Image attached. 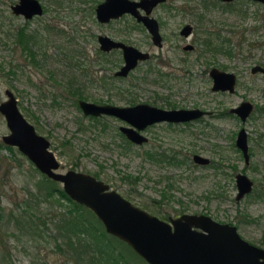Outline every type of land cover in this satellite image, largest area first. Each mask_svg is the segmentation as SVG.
<instances>
[{"label": "rangeland", "instance_id": "374dc122", "mask_svg": "<svg viewBox=\"0 0 264 264\" xmlns=\"http://www.w3.org/2000/svg\"><path fill=\"white\" fill-rule=\"evenodd\" d=\"M11 1L0 0V101L5 98L4 90L10 88L18 108L36 132L49 139V148L60 162L58 171L99 172V179L160 218L180 211L209 214L217 221L235 225L244 239L264 247V109L259 110L264 106V79L248 72L251 64L264 63L263 3L237 0L230 10L214 6L207 11L202 24L188 12L169 18L168 9L159 6L155 14L165 21L161 26L163 45L159 48L152 44L145 28L125 33L122 32L125 20L107 25L98 23L93 12L97 0H41L46 12L24 25L29 32L39 34L42 52L46 53L45 57L37 56L38 61L33 64L28 58L24 63L19 49L14 48L13 37L24 20L12 15L8 7ZM199 1L188 0L194 4ZM182 2L185 0H174L173 4ZM184 19L193 24L198 22L189 39L195 45L190 51L182 49L183 38L175 35ZM210 26L226 35L232 32L231 41L214 42L225 50L231 49L232 54L221 49L205 50L203 29ZM98 33L148 50L151 64L158 61L154 54L168 55L174 64L166 63L162 69L173 71L175 76L143 77L147 60L128 76L113 78L110 75L122 63L121 52L112 49L106 56L101 54ZM213 65L237 73L233 93L210 89L208 70ZM101 75L106 79L105 86L104 81H99ZM68 87L82 90L91 101L110 98L113 103L127 104L125 98H135L138 102L156 101L159 105L169 100L177 106L210 109L213 115L189 125L151 126L146 129L147 142L127 143L119 130V125L126 122L110 115L98 118L84 115ZM244 99L251 100L257 109L242 122L229 108ZM242 126L248 132L251 151L248 164L235 145ZM7 132L0 113V144H5L2 135ZM13 149L11 152L0 147V198L4 206L0 219V264H65V256L54 244L53 219L67 203L56 197L30 194L29 190H36L34 183L44 173L34 168L33 162L17 147ZM194 152L209 157L210 163H193ZM240 170L254 185L251 192L237 200L235 174ZM27 198V210L38 222L30 229L21 227L11 233L12 226L2 221L10 208L23 209ZM132 264L147 263L134 257Z\"/></svg>", "mask_w": 264, "mask_h": 264}, {"label": "water", "instance_id": "95a60500", "mask_svg": "<svg viewBox=\"0 0 264 264\" xmlns=\"http://www.w3.org/2000/svg\"><path fill=\"white\" fill-rule=\"evenodd\" d=\"M158 1L161 0H104L98 4L96 14L99 20L106 21L110 16L117 17L124 11H130L144 23L154 43L161 45L158 22L147 15ZM23 5L30 6V9H19ZM137 6L146 13L139 14ZM13 8L27 17L41 12L38 0H20ZM188 28L185 26V33ZM98 39L103 50L113 47L122 49L124 61L115 72L117 75H126L139 59L148 57L147 51L108 35H99ZM256 69L264 73V67L256 65L253 70ZM210 74L214 78L213 89L231 93L235 91L236 75L233 72L214 67ZM4 93L5 98L0 101V113L4 116L9 132L2 135L3 142L16 146L41 172L59 181L70 198L96 214L106 232L126 242L148 264H264V247L244 239L233 224L217 221L205 213L183 212L166 220L134 204L111 188L109 183L90 173L75 169L58 171L60 162L49 148V139L37 133L33 124L24 117L13 92L6 88ZM78 104L85 115L113 114L125 119L132 126L121 129L135 143L147 140L140 131L150 123L158 120H189L206 113L200 108L162 109L147 103L125 106L80 99ZM251 108V102L244 99L230 107L229 111L245 122ZM235 145L247 163V133L244 126L238 130ZM194 159L199 163L210 161L209 157L201 154H195ZM235 185L236 198L239 199L251 191L252 180L245 172L238 171Z\"/></svg>", "mask_w": 264, "mask_h": 264}, {"label": "flooded vegetation", "instance_id": "af4514ba", "mask_svg": "<svg viewBox=\"0 0 264 264\" xmlns=\"http://www.w3.org/2000/svg\"><path fill=\"white\" fill-rule=\"evenodd\" d=\"M39 2H40V6H41V12H37V13H33L31 16H29V17H27L23 12H16L15 10H14V6H16L17 4H19V2H20V0H12L11 2H9L8 3V7H9V9H10V11H11V13H12V15H14V16H20V17H22L23 18V20H24V24H23V26H20V27H18L17 29H16V34H15V36L13 37V44H14V48L15 47H17L18 49H19V53L21 54V56L23 57V60H24V63H26L25 62V58H28V62H31V63H33V64H36L37 63V56H42L43 55V57H45V55H46V53L45 52H42V41H41V37H39V34L38 33H36V32H29L28 30H27V27L26 26H24L26 23L25 22H27V21H29V20H31L32 18H34V17H36V16H40V15H43L45 12H46V10H47V7L45 6V4H43V2L41 1V0H38ZM102 1H104V0H97L96 1V3L94 4V6H93V12H94V18H95V20L98 22V23H101V24H104V25H107V24H109V23H111V22H115V21H122V20H125V27L123 28V30H122V32H125V33H128V32H130L132 29H139V27H141V28H145V30L148 32V34H149V37H150V40H151V42H152V44L154 45V46H156V47H162V45H163V34H162V32H161V26L162 25H164V19L161 17V16H159V15H156L155 14V10H156V8H158L159 6H162V7H166L167 9H168V16H169V18H171L170 17V15H174L175 13H186V12H188L187 13V15H192V17L193 16H195L196 18H197V20H198V22L199 23H203V21L205 20V15H207V11L209 10V9H211V8H213L214 6H221V8H224V9H226V10H230V9H233V3L235 2V1H237V0H200L197 4H194V3H190V2H188V0H185V2H182L181 4H179V5H174L173 4V2H174V0H161V1H158L156 4H154L153 5V7H152V9H151V11L147 14L149 17H152V18H155L156 20H157V22H158V26H159V32H160V34H161V45H157V44H155L154 43V41H153V39H152V36H151V33L148 31V29L146 28V26L144 25V23L142 22V21H140V20H138L137 18H136V16L133 14V13H131L130 11H124V12H122L120 15H118L117 17H113V16H110V18L108 19V20H106V21H101V20H99L98 18H97V14H96V8H97V6H98V4L99 3H101ZM242 2L243 1H247V2H258V3H263L264 4V0H241ZM184 3H186V4H184ZM184 5H187L186 7H184ZM19 9H22V10H25V11H28L29 9H30V6H19ZM200 9V10H199ZM136 10H137V12L139 13V14H145L146 12H145V10L143 9V8H141L140 6H137V8H136ZM195 10H199V11H195ZM248 12V11H247ZM131 20V23H129V21L128 20ZM198 22L196 23V24H193L192 23V21H190V20H186V19H184V20H182V21H180L179 22V25H180V28H179V30H178V34H175V35H178V36H180V37H182L183 38V43H182V49H184V50H186V51H190V50H193L194 48H195V45H194V43L192 42V41H189V39L192 37V35L194 34V32H195V28H196V26L198 25ZM185 26H189V28H188V31H187V33H185V31H184V28H185ZM211 28L209 29V28H206V29H203V31H205V33H206V36H205V38H203V40H202V45H204V43L205 42H207V41H213V42H215V41H222V43L223 42H229V41H231V36H232V32L231 31H229V32H227V35H226V33H223L222 31H221V29H215V26H210ZM99 35H108V34H106V33H98L97 34V36H96V38H97V42H98V48H99V51H100V53L102 54L103 53V55H107L108 53V51H110V50H112V49H119L120 50V52H121V57H122V63L120 64V66L117 68V69H115L114 71H113V73L110 75V76H112L113 78H116V77H125V76H128V74H130L131 73V71L133 70V69H135L141 62H147V60L149 61V59H150V56H151V54H150V52L148 51V50H145V51H147L148 52V57L147 58H144V59H139L138 60V62H137V64L132 68V69H130L129 70V72L126 74V75H117L115 72L121 67V65L123 64V55H122V49L121 48H119V47H116V48H111V49H109V50H103V49H101V47H100V42H99V39H98V36ZM109 36V35H108ZM109 37H111V36H109ZM111 38H113V39H115V40H119V41H122V42H124V43H127V44H131V43H128V42H126V41H124V40H121V39H118V38H115V37H111ZM201 43V42H200ZM133 45V44H132ZM205 47V46H204ZM207 48H209L208 46H206L205 47V50H207ZM140 49V48H139ZM218 51V49L217 50H213V52H217ZM222 51H225V52H227V53H229V54H232V50L231 49H227V50H225L224 49V47H223V49H222ZM154 56L157 58V62L155 63V64H151V62L149 61V64H148V66L146 67V69H144V71H143V77H146V76H148V75H151V74H155V76H157V77H164V78H166V79H169L170 77H174L175 76V74H174V72L173 71H167V70H163L162 69V66H165L164 64H170L171 65V63H172V65L174 64V62L172 61V58L171 57H169L168 55H165V54H163L162 52H158V54H154ZM44 59V58H43ZM121 59V58H120ZM256 65H259V66H261V67H264V63H260V62H255V63H253V64H251L250 66H249V73L251 74V75H260L263 79H264V73L262 72V71H260V70H258V69H256V70H253V67L254 66H256ZM214 67H216L218 70H224V71H228V70H225V69H223V68H220V67H218V66H215V65H213V66H211L210 67V69L208 70V74H209V77H210V79H211V85H210V89L212 90V91H216V92H228V93H231V92H229L228 90H222V89H213V85H214V78H213V76L210 74V71H211V69L212 68H214ZM11 71H12V69H11ZM228 72H233L235 75H236V83H235V90H236V85H237V83H238V75H237V73L236 72H234V71H228ZM101 77V79H99V81L100 82H103L102 81V79H104V82H103V84L102 85H106V79L104 78V76L103 75H101L100 76ZM8 89H10V88H8ZM11 90V89H10ZM68 90L70 91V96H72L73 98H74V100H75V103H77V105L79 106V104H78V101L80 100V99H85V98H81V97H76V94H77V92L80 90H78V89H71V87H68ZM12 91V90H11ZM13 92V91H12ZM233 93V92H232ZM14 94V93H13ZM14 96H15V94H14ZM16 97V96H15ZM17 99V98H16ZM101 99V98H100ZM100 99H97V100H95L94 99V101H92V102H95V103H98V104H105V103H111V104H115V105H125V106H127V105H129V106H133V105H136V104H139V103H147V104H149L150 106H154V107H158V108H162V109H179V108H200V109H202V110H204L206 113L204 114V115H201V116H199V117H195V118H193V119H189V120H182V121H172V120H158V121H155V122H153V123H150V124H148V125H146L145 127H144V129H142L140 132H141V134H143L146 138H147V140L146 141H143V142H141V143H135V142H132V141H130L129 139H128V137L126 136V134L124 133V131L121 129L122 127H131L132 125L129 123V122H127L125 119H122V118H120V117H118L117 115H111V114H101V115H98V116H96V115H86V116H88V117H92V118H98V117H100V116H102V115H110V116H114L115 118H118L119 120H121V121H123V122H126L127 124H120L119 125V130H120V134L122 135V137L123 138H126V139H124V141H128L129 143L130 142H132V143H134V144H138V145H140V144H144L145 142H147L148 141V138H149V136L146 134V129L148 128H150L151 126H156V125H159V124H164L165 126H176V125H185V124H187V125H189L190 123H193V122H196V121H198V120H200V119H202L204 116H210V115H213V111L212 110H210V109H207V108H203V107H200V106H198V105H194V106H190V107H184V106H177L174 102H171V101H169V100H167L166 102H164V104H156L155 102L156 101H153L152 103H150V102H146V101H136V99L135 98H125V100L127 101V104H117V103H113L112 101H110V98H107V100H101L100 101ZM122 99V98H121ZM85 100H88V98H86ZM89 101H91V100H89ZM247 101H249V102H251V104H252V108H251V110H250V112L247 114V119L251 116V114H252V112L254 111V109H257L256 108V106H255V104L251 101V100H247ZM18 105V104H17ZM80 108V107H79ZM81 109V108H80ZM260 109H264V106H260L259 107V110ZM21 111V110H20ZM82 111V110H81ZM82 113H83V111H82ZM84 114V113H83ZM24 115V114H23ZM85 115V114H84ZM236 115V114H235ZM237 116V115H236ZM25 117V116H24ZM26 118V117H25ZM27 119V118H26ZM28 120V119H27ZM31 123V122H30ZM34 126V125H33ZM246 133H247V154H248V157H247V163L246 164H248V162H249V159H250V155H251V151H250V148H249V143H248V132H247V130H246ZM47 138V137H46ZM122 138V139H123ZM123 145H125L124 143H123ZM129 147V146H128ZM123 148H124V146H123ZM127 148V147H126ZM240 150V149H239ZM153 154L155 153V150H153V152H152ZM195 154H201V153H198V152H194L193 154H192V161H193V163H196V164H200V165H206V164H209L210 163V161L209 162H207V163H199V162H197V161H195V159H194V155ZM202 155V154H201ZM205 156V155H204ZM210 159V158H209ZM173 162H174V160H173ZM175 162H179V160H177V159H175ZM245 162V161H244ZM241 171V170H240ZM99 173V172H98ZM92 175H94L95 176V174H92ZM248 176V175H247ZM97 177V176H96ZM249 177V176H248ZM250 178V177H249ZM251 179V178H250ZM252 180V179H251ZM253 185H254V182H253V180H252V189H253ZM252 189H251V191H252ZM250 191V192H251ZM249 193V192H248ZM245 196V195H244ZM243 196V197H244ZM242 198V197H241ZM235 199H237L236 198V194H235ZM240 199V198H239ZM238 200V199H237ZM250 242V241H249ZM251 243V242H250ZM253 244V243H252ZM254 245H256V244H254ZM259 246V245H258Z\"/></svg>", "mask_w": 264, "mask_h": 264}, {"label": "trees", "instance_id": "16d2710c", "mask_svg": "<svg viewBox=\"0 0 264 264\" xmlns=\"http://www.w3.org/2000/svg\"><path fill=\"white\" fill-rule=\"evenodd\" d=\"M204 46L215 50L223 49L221 44L215 45L213 41L205 42ZM76 97L88 98L82 90L77 92ZM126 142L129 143L127 140ZM0 147H5L11 152L14 151L13 146L9 144L2 143ZM34 168L36 167L34 166ZM97 175L96 172L95 176ZM123 177L128 179L127 176ZM58 183L42 174L41 178L34 183L36 190L32 192L29 190V193L35 194V197H56L58 201H66L67 207L60 210L53 219L54 244L65 256V264H132L134 257L145 261L126 242L106 232L96 214L84 204L70 198ZM27 199L23 201V209L10 208L2 221L6 226L9 225L10 228L12 226L11 233L15 229L20 230L21 227L25 230L30 229L38 222L37 218L27 210L29 198ZM3 210L4 206L0 198V219ZM169 216V214H165L162 217L169 218ZM8 233L10 234V230Z\"/></svg>", "mask_w": 264, "mask_h": 264}]
</instances>
